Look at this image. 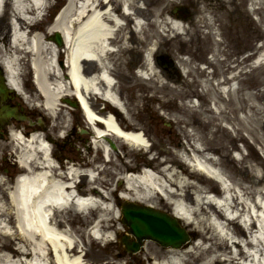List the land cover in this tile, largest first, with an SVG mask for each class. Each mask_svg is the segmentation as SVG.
Returning <instances> with one entry per match:
<instances>
[{
    "label": "bare ground",
    "instance_id": "bare-ground-1",
    "mask_svg": "<svg viewBox=\"0 0 264 264\" xmlns=\"http://www.w3.org/2000/svg\"><path fill=\"white\" fill-rule=\"evenodd\" d=\"M170 1L65 0L64 8L58 18L49 26H44L42 20L31 23L33 17L28 16L27 13H30L32 5L44 6L47 3L46 0H10L13 15L11 38L0 27V53L5 56L4 65L7 74L5 78L7 89L0 86L1 97L5 100L9 99L8 96H11L12 90L16 89L24 94L20 83L23 63L20 56L24 54L30 58L36 89L39 97L42 98L41 107L46 108L50 115L57 116L61 108L60 101L63 99L67 106L66 102L70 101L69 96L76 95L96 132L93 134L92 143L109 161L113 155L112 148L109 146L110 141L122 140L137 148L140 145H146L141 127L134 122L128 107L119 96L116 84L113 83L112 73L115 70L114 67L110 69V62H114L113 55L115 57L120 49L122 51L130 49L125 34L131 32L130 38H132L131 22L134 19L136 32L144 34L147 51L153 39L162 37L159 27H162L164 32L173 31L174 39L171 36L169 39H173L172 43L177 41L175 40L177 35L185 28L180 21L182 17L180 13L175 11L174 14H167L165 8ZM6 2L7 0H0V7L6 9ZM254 2L259 5L254 10L264 5V0H254ZM4 15L5 13L0 14L2 22L5 21ZM201 18L206 26L209 21L216 20L215 15L210 12H205ZM3 24L7 26V22ZM246 24L249 30L253 29L250 21ZM261 33L262 35L258 34V31L254 32L253 39L256 40L260 36L259 38L263 37L264 40V29ZM56 34H59L61 45H58L54 38ZM194 39L197 40L198 37H192L191 44ZM211 43L216 46L221 41ZM197 44L201 48L202 43ZM250 44L251 41L245 45ZM262 45L264 47V41ZM60 46L64 48L67 67L61 64L60 58L56 60V55L62 51ZM24 48L26 50H23ZM204 51L201 49L195 58H202ZM240 51L241 47H237L231 53L230 62H234L236 66L246 59L239 60V56L233 57ZM214 55L217 54L212 53V56ZM177 59L184 65L186 74L193 77L199 76L200 73L206 75L204 69L192 66L191 59L181 55L177 56ZM216 61L219 62L217 58ZM263 61L264 58L260 63ZM116 67L122 68L121 63H117ZM142 69L151 70L147 74L150 85H154V81L159 82V75L153 72L154 64L146 57L140 65V70ZM236 72L237 70L233 72L234 75ZM237 74L240 75L241 71ZM198 81L202 82L200 79ZM202 85L205 91L202 89V93H198L195 90L200 96L201 103L212 102L208 109L212 111L213 106L216 110H213L216 116H211L209 120H237L238 126L234 125L233 136L226 130L222 135L225 138L228 136L230 140L237 139L236 134L242 137L243 128L238 124L241 119L238 118L237 113L244 110V105L239 106L237 100L232 101L229 96L228 102L225 101L222 93L225 94L227 91L222 87H216L208 77L203 79ZM147 90L148 88H144L138 96L143 97ZM239 90L240 86L236 88V91L233 89L235 93ZM156 91L166 98L159 101L160 107L167 109L168 112L175 111L172 116L176 123L185 122L182 115H177L181 112V108L172 101L179 95L175 87L161 81L160 85H155ZM96 93L106 100V107L98 108L94 112L88 100L91 96L96 97ZM157 96L153 94L143 98L153 100L158 99ZM258 96L261 97L263 104L257 103ZM249 99L247 101V98L243 97L244 103L251 111L249 117L253 119L256 126L247 127L246 131L254 141L264 142V124L258 115L264 111V93L256 91L250 94ZM93 104L97 108V104ZM192 106L195 111L186 109L182 111L183 117L195 124V127H192L193 132L188 135L193 143H188L189 147L179 144V148L184 152L170 153L168 157L161 160L153 157L152 161H145L144 164L149 165L154 173L144 170L135 176L125 175L124 177L125 171H134L136 166L121 160V164L114 163L116 171L112 174L119 177V185L123 190L133 188L137 191L134 196L131 193L128 196L124 194L129 202L141 200L146 206H153L156 201L165 197L174 203L175 210L171 211L174 217L183 219L185 223H193L196 220L197 227L201 226L205 233L211 230V236L217 237L218 240L205 245V240L215 238L206 237L202 228H199V238L202 240L197 244L193 243L181 248L155 246L153 250L152 243L146 241L143 247L144 258L159 260L162 264H243L241 260L248 261V264H264V256L263 259L257 256L258 249L260 253L264 252V195L257 186L251 184L246 186L242 182L245 179H235L232 176V179H229L233 181L234 186L225 188L226 196L221 195L218 199L209 195L210 188L203 186L205 184L200 181L206 180V174L219 178L223 174L221 170H218L217 174L213 173L209 165L217 170V165L220 164L205 153L223 150V143L214 145L212 140L215 138V130L221 132L224 126L221 123L216 126V123L211 122L216 126L215 129L206 130L210 122L202 118L204 112L200 111L201 104L193 103ZM6 108L7 105L4 104L3 111ZM5 119L7 117L0 116L2 123ZM39 122L43 124L42 120ZM67 125L63 121L56 123V126L60 127ZM39 127L42 126H36L33 129ZM24 131L26 132V128ZM208 134H211L212 138L205 137ZM45 137L50 138V134L46 133ZM10 140L13 142V149L16 148L19 163L25 169L11 186H8L0 175V186L3 187H0V264H86L81 254L83 248L79 250L80 246L83 247V241L76 233V229L68 225L69 221L73 222V220L67 213L71 210L75 212L76 208L80 209L85 213L81 218L82 223H90V230L92 229L94 234L99 237L109 235L108 231L114 225L109 217L116 208L110 204L114 195L111 182L108 178L95 176L93 171L89 170V186L83 187L82 182L76 183L77 177L82 172L78 164L72 163L69 166H66V162L56 164V159L50 153L49 144L40 133L33 132L26 140L20 132L13 131ZM11 141L6 144H11ZM184 160L189 161L191 165L193 160H197V169L195 166L192 170L187 169L183 165ZM241 160H245V157L242 156ZM107 170L106 168L103 170V175ZM124 178L126 182L122 181ZM99 185L105 188L103 193ZM86 196L88 198H84ZM129 196H133V199ZM90 204L93 208H90ZM234 206L238 208L247 236L243 228L236 226L235 230H231L228 227L232 221L225 217V211ZM72 214L73 212H70V216ZM116 214H119L117 209ZM199 215H202V218ZM90 230L87 236L92 240ZM259 245L263 247L260 248ZM200 258H203L202 262L198 261Z\"/></svg>",
    "mask_w": 264,
    "mask_h": 264
},
{
    "label": "rangeland",
    "instance_id": "rangeland-1",
    "mask_svg": "<svg viewBox=\"0 0 264 264\" xmlns=\"http://www.w3.org/2000/svg\"><path fill=\"white\" fill-rule=\"evenodd\" d=\"M9 1L10 0H7L6 2V13L4 16L6 18V21H9L7 20V16L10 14ZM247 1L248 0H171L167 3L165 10L168 12L167 14H174L176 13L174 11V9L176 8L175 10L177 12H181L182 14H184V18L187 19V22L185 21L184 23L182 22V20L180 21L182 22L185 30L182 33H179L175 39L177 41L175 43H172V40L174 39L172 35L174 34V32L171 30L168 32H164L162 30V27H159L162 33V37L153 39L150 45H148V51L145 49L146 44H144V34H140L134 31V29H132V38H130L131 32L125 34L126 38H128V40L126 41H128L130 49L124 51L120 49L115 54V57L113 55V58H115L114 62L112 61L115 70L113 72V75L117 80L116 88L118 90L119 96L122 102H124L128 107L134 122L137 123L144 132L145 137L148 140L147 143H149L151 146L149 148L151 149V151L148 154L142 149H134L131 146L123 144L119 140L115 141L114 144L116 146V153L115 155H113L111 161H109L105 165V168L108 170L106 171L105 175H103V173L99 174V177H105L109 179L112 184V189L114 187H116L115 189L117 190L118 188H122L119 185V177H115L114 174H112L114 173V171H116L115 164H121V160L124 162H128L129 165L133 164L134 166H136L134 170L138 171L141 167L142 159L146 158L149 161H152V157H154L156 158V160H161L165 157H168L170 153L173 154L174 152H182L183 150L179 148L181 144L187 146L188 143H193L191 137L188 136L192 133L188 130V128L195 127V124H193L190 120H186V118L183 117L182 111L184 112L185 109L195 111L194 106H192L193 102L190 103V101L193 96L197 95L199 99L197 103L201 104L200 111L204 112L202 116L204 121H208L211 116H216V113L213 112V110L216 111L214 108H212V111L208 109L212 102L210 104L208 101V103H201V99L198 93H202L200 89H203V91L205 90L204 86L200 83H203V79H205L206 77H208L209 80L213 82L216 77L218 79H223L222 82L214 81V85L216 87L219 86L220 88L222 86H227L230 83V80H228L227 76L231 75V73L234 72L235 69H239V71H241V77H236V88L240 86L239 92L235 93L236 88L235 91L229 90L225 94L222 93V98L228 102L229 96V99H232V101L236 102L237 100V104L239 106L240 104L244 105V110H240L237 113L238 118L241 119L238 124L243 128L242 137H239V134H236L237 139L234 138L230 140L228 139V136L225 138L222 135L223 131L226 130L228 134L230 133L233 136L234 125L238 126L237 120H209L210 123L207 125L208 128L206 130L215 129L217 125H220L219 123L224 126H221V132L215 130V138L214 140H212L214 145L223 143L224 148L223 150L217 152H208L212 153L213 161L220 164L217 165V170L222 171V176L228 180L231 186H234L233 181L229 179L231 178V176L235 179H245V181H242L243 184H245L246 186H249V184H251L252 186H257L264 195V142L254 141L251 135L246 131V129H248L249 127L256 126V123L249 117V115H251L250 108L248 109L247 105L244 103L245 101H243V97H246L247 101H249L250 94L255 93L256 91L262 92V94L264 93V62L262 64L258 63L256 66H253L251 64V58L244 59V62L240 65L237 64V66L234 62H230L231 53L234 52L237 47H241L239 56L245 55L248 52L255 51V49L257 48L255 44H259L264 41L263 37L259 38L260 36H258L256 40L253 39L254 32L258 31V34L262 35L261 30L264 29V5L263 7L255 9L253 11H249L246 8ZM62 2L63 0H56V6L51 7L49 12L53 13L55 8L60 6ZM255 6L256 8L259 7V5L256 3ZM180 8H186L185 10H187L188 15L184 10ZM205 12H210L212 15H215L216 18L213 23L214 26L216 25L217 27V36L219 37V40L217 41H221L219 45L215 46L216 50L212 48L213 45L211 42L216 43L217 41L214 40L211 34L206 31L205 22L203 18H201ZM2 20H0V27L4 30V32L9 33L10 30L8 27V23L6 26L3 24L5 21L2 22ZM247 21L251 22L253 26L252 30L248 29L246 24ZM220 32L221 35L219 36ZM167 33L169 35H166ZM170 36L173 38L172 40L169 39L171 38ZM195 36L198 37L200 41L198 39H194L193 44H191L190 40ZM135 37L138 40H136ZM249 41H251V44L246 46L245 44ZM198 42L202 43L201 48L198 46ZM248 48H250L251 50H248ZM261 48L262 47L257 48V52L260 51ZM201 49L205 50L203 52V58H201L203 60H199L200 57L195 58V55H198ZM212 50L216 51L217 55H214L213 59L206 58L208 52ZM159 55H162L165 59L169 58L170 61L172 60V65H170L169 67L173 72V76L167 74L165 70L159 68L158 65L154 63L157 56ZM179 55L184 56L189 60L191 59L192 66H197V63L200 61L207 62L206 64L211 66L212 68L211 74L207 73L206 71V75L200 73L197 77L186 74L184 72V65L181 64V62H179L177 59V56ZM144 57L152 61L155 68L153 72H155L160 77L159 82L154 81V85H150V81L148 79L139 77V75H137L138 72L135 71L136 68L142 64ZM216 58L219 60V62L216 61ZM117 63H121L122 68L118 69L116 67ZM26 65L27 63H22V74L20 77V83L24 88L26 94L24 98L26 100H24L21 95L15 93H13L9 100L12 104L19 106L18 108L22 107L23 111H31V114L29 115V120L25 119L19 122V125L14 123V126L24 125L26 126L25 128L29 130L34 128L35 126H39V124L35 123L37 120H39V118H43V120H45V127H47L49 122L63 121V123L68 125L64 128L57 126L54 132L50 133L52 135V139L55 142L54 148H56V150H59L60 148L64 149L68 156L74 158L72 159L74 161H80V158H82L85 163H89L93 161V159L97 158L100 161V159H102V156L99 154V152H97L96 156V150L94 151V148L92 151V145L89 144L87 134L83 132V126H80L79 124L80 114L78 111L69 109L68 106L64 108V106L59 105L60 107L64 108V113H62V110L59 109V113L57 116L49 117L48 113H45L43 109L36 106V102L39 99L41 100V98L37 97L34 94L35 87L29 80V74H27L28 70ZM231 65L232 67H230ZM150 71L151 70L142 69V71H140L139 73H141L142 76H147ZM210 75H212L213 78ZM198 79L202 80V82L198 81ZM161 81H165L170 85H173L176 91L179 93V95L174 97L172 101L174 104H176L177 107L181 108V112H178L177 115H182V118L185 120V122L182 121L176 123V120L172 116L175 111L168 112L167 109L160 107L159 101L166 98L160 95V92H155V85H160ZM144 88H148V90L143 95V97H150L151 95L155 94L158 95V99L152 100L150 98H143L142 96H138L142 91H144ZM195 90L198 91V93L195 92ZM256 100L257 103L263 104L261 97L258 96ZM206 108L208 110H205ZM227 114L229 115V112H227ZM258 115L262 123L264 124V111L260 112ZM230 116L233 117L232 114H230ZM30 121H33L35 125H31ZM211 122L216 123V126L211 124ZM7 126L8 125L0 129V175H2L4 181L6 178L9 179L10 175L12 173H15L17 169L19 171V168H17L15 164H12L14 157L13 155L15 152H13V142L6 136ZM59 136H62V138H60ZM205 137L212 138L211 134H208ZM63 139H65L66 142ZM84 139H87V142H85ZM10 141L11 144L7 145L6 143H9ZM90 151L92 152V155L88 157L87 153ZM242 156L245 157V160H241ZM108 171H110V173ZM80 180L81 182L84 181L83 187H86L87 178H80ZM200 182L202 184H205L203 186L209 187L210 190H213V192L215 193H218L220 190V186L217 183H213L207 180ZM113 196L114 198L112 199L110 204L119 206L120 203L124 201V199L118 197L116 193H114ZM193 197L195 198V195H193ZM135 203L144 204L143 202ZM153 207L164 211L170 210V206L165 202V200L156 201ZM70 212H73L72 216H70ZM67 214L69 215L71 220H73V222L69 221L68 225L73 229H76V233L83 241V251L85 252L84 260L87 261V264H153L154 259L147 260V258H144L145 252L142 250H139V252L136 253H125V249L123 247V244L120 243L119 238L126 229L125 226L121 223L120 218L115 216V213H113L112 216L109 217L110 220L112 219L111 223H114V225L113 228H110L108 231L109 235L107 236V238L109 240L107 242L105 240L92 241L90 238H88V236L84 240L83 235L88 223H82L81 218L83 217L78 213L76 214L72 210ZM76 217L77 219H75ZM199 217L202 218V215H199ZM195 222L196 220L193 223H182V225L186 226V228H188L189 231L193 233V237L195 238L188 241V243L186 244L188 246L193 244L196 241V238L200 239L199 228L202 227H197ZM202 222H204V220ZM236 225L235 223L231 222L228 227L231 230H235ZM203 234L206 237H209L211 236V230L206 233L203 231ZM213 237L214 236L212 235L211 238ZM214 238L215 239L205 240L204 244L206 245L213 240H218L217 237ZM149 242L152 243L153 250L155 246H159V244L154 241ZM259 247L262 248L263 246L259 245ZM257 256L263 259L264 252L260 253V250L258 249ZM198 261L202 262L203 258H200Z\"/></svg>",
    "mask_w": 264,
    "mask_h": 264
},
{
    "label": "water",
    "instance_id": "water-1",
    "mask_svg": "<svg viewBox=\"0 0 264 264\" xmlns=\"http://www.w3.org/2000/svg\"><path fill=\"white\" fill-rule=\"evenodd\" d=\"M135 208V207H134ZM126 205L122 208L124 214V222L130 226L131 232L139 239L141 236L148 235L164 241V243H172L175 245L180 244L186 236L182 232H179L176 228L174 220H169L164 214L158 212H152L151 209H134ZM166 218L168 220H166ZM172 229H175L181 239L176 242H171L168 239L169 234H173ZM183 235V236H182ZM178 237V239L180 238ZM127 247L134 249L133 245L124 241Z\"/></svg>",
    "mask_w": 264,
    "mask_h": 264
}]
</instances>
